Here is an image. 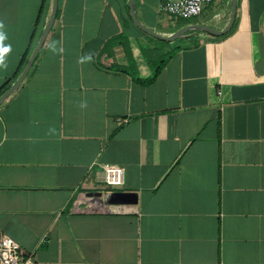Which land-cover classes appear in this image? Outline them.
Returning <instances> with one entry per match:
<instances>
[{
	"label": "crops",
	"instance_id": "crops-1",
	"mask_svg": "<svg viewBox=\"0 0 264 264\" xmlns=\"http://www.w3.org/2000/svg\"><path fill=\"white\" fill-rule=\"evenodd\" d=\"M134 1L151 33L59 0L0 105V230L33 264H264V0ZM52 8L0 0V99Z\"/></svg>",
	"mask_w": 264,
	"mask_h": 264
},
{
	"label": "built area",
	"instance_id": "built-area-1",
	"mask_svg": "<svg viewBox=\"0 0 264 264\" xmlns=\"http://www.w3.org/2000/svg\"><path fill=\"white\" fill-rule=\"evenodd\" d=\"M215 0H163L161 12L182 19L197 18L201 15L206 5L212 4ZM112 171H119L116 166H109L106 173L108 183L119 181V178L111 177ZM31 256L22 252L20 245L11 237L0 230V264H33Z\"/></svg>",
	"mask_w": 264,
	"mask_h": 264
},
{
	"label": "water",
	"instance_id": "water-1",
	"mask_svg": "<svg viewBox=\"0 0 264 264\" xmlns=\"http://www.w3.org/2000/svg\"><path fill=\"white\" fill-rule=\"evenodd\" d=\"M58 3L59 0H53V8H52V13H51V17L49 20V23L43 33V36L40 40V43L38 45V47L36 48L34 54L31 57V60L28 64V66L26 67L25 71L23 72L21 78L18 80V82L0 99V105L1 103L11 94L13 93L23 82V80L25 79V77L27 76L38 52L40 51V49L42 48L43 44L45 43L54 23L56 20V16H57V12H58ZM233 3V12H232V17H231V22L229 24V28H231V26L233 25L234 21H235V16H236V10H237V0H232ZM130 11H131V16L133 21L135 22V24L141 28L142 30H145L148 33H151L150 31H148L147 29H145L137 20L136 16H135V1L134 0H130ZM198 28H188V29H184L181 32L177 33L175 37L179 36L180 34H182L183 32H186L187 30H197Z\"/></svg>",
	"mask_w": 264,
	"mask_h": 264
},
{
	"label": "rangeland",
	"instance_id": "rangeland-1",
	"mask_svg": "<svg viewBox=\"0 0 264 264\" xmlns=\"http://www.w3.org/2000/svg\"><path fill=\"white\" fill-rule=\"evenodd\" d=\"M221 2V0H217L216 1V3H215V5H216V7H217V5H219V3ZM213 8H209V9H207L206 11H204L203 12V15H202V17L201 18H205V17H208L211 13H215V12H210L209 10H212ZM171 19H174V17L172 18L171 17ZM174 20H176V19H174ZM201 20V19H200ZM198 22L199 21V19H192V20H188V21H180V20H177V22H176V26L177 27H179V26H181L182 24H184V23H193V22ZM148 54L149 53H147V57H148ZM156 55L158 56V55H160V53H156ZM160 59V58H159Z\"/></svg>",
	"mask_w": 264,
	"mask_h": 264
},
{
	"label": "clouds",
	"instance_id": "clouds-1",
	"mask_svg": "<svg viewBox=\"0 0 264 264\" xmlns=\"http://www.w3.org/2000/svg\"><path fill=\"white\" fill-rule=\"evenodd\" d=\"M0 26H2V25H0Z\"/></svg>",
	"mask_w": 264,
	"mask_h": 264
}]
</instances>
